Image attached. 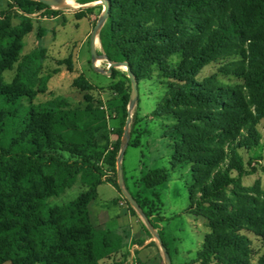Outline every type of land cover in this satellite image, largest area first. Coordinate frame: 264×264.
Wrapping results in <instances>:
<instances>
[{
    "label": "trees",
    "instance_id": "16d2710c",
    "mask_svg": "<svg viewBox=\"0 0 264 264\" xmlns=\"http://www.w3.org/2000/svg\"><path fill=\"white\" fill-rule=\"evenodd\" d=\"M89 1L93 0H81ZM108 3V16L99 31L102 53L109 60L126 61L138 83L150 77L154 68L178 82L170 86L154 113L170 114L174 120L163 133L171 139V169L185 162L191 165L184 211L203 217L209 228L195 264H251V241L242 230H252L264 240V200L243 186L242 177L254 167L245 169L235 147L242 137H253L257 117L250 104L264 115V29L256 34L250 31L253 23L264 28V0ZM36 11L58 15L66 22L61 10L38 0H14L0 12V264L8 260L12 264H103L124 247V237L96 225L90 209L101 183L109 182L121 193L117 180L105 178L89 151L98 131L107 136L105 113L87 95V104L80 108L62 95L34 102L46 92L50 78L42 74L46 47L23 52V39L33 28L27 16ZM15 16H22L19 25L12 23ZM43 32L38 27L37 36ZM237 42L248 43L239 49L248 64L236 72L245 81L246 95L212 83L214 75L196 78L204 65ZM177 52L183 60L172 66L169 57ZM60 62L72 69L71 55ZM11 70L12 80L7 81L4 73ZM126 79L130 82L127 75ZM74 82L81 90L92 87L84 73ZM118 90L126 111L129 93L122 86ZM136 117L135 113L130 135ZM169 170L150 169L142 181L146 187H156L167 181ZM76 182L84 189L75 198L49 204V198ZM148 216L164 242L159 225L164 217Z\"/></svg>",
    "mask_w": 264,
    "mask_h": 264
},
{
    "label": "rangeland",
    "instance_id": "374dc122",
    "mask_svg": "<svg viewBox=\"0 0 264 264\" xmlns=\"http://www.w3.org/2000/svg\"><path fill=\"white\" fill-rule=\"evenodd\" d=\"M67 6L60 5L52 8L59 9L67 15V26L62 35V31L49 36L44 42L49 46L47 55L43 60L42 74L49 75L48 88L46 92L40 93L35 97L34 102H40L53 98L56 95L66 97L73 107H84L87 102V96L96 103L105 113L106 133L105 137L102 131L96 133L94 144L89 151L95 157L94 159L105 174L106 179L114 178L117 180V157L124 144L123 132L128 115V105L131 96V83L126 79V68L122 65L115 67V75L105 74L92 67L90 51V35L94 25L99 19L104 5L101 0H93L88 5L83 6L81 0H66ZM87 4V2H84ZM70 5V6H68ZM59 17V21L61 22ZM86 18V19H83ZM264 29L263 26L253 23L250 31L253 34L258 30ZM57 35V37H56ZM64 36V38H61ZM61 38V39H58ZM57 39V40H56ZM33 35L23 52L31 50L36 45ZM68 41H70L68 43ZM83 41V42H82ZM248 42V41H247ZM237 42L229 51H223L216 59L209 61L197 73L196 78L203 80L208 76L214 75L212 83L221 86H230L237 92L247 94L245 81L240 78L236 72L244 65L248 64V57L239 52L240 46L247 48L248 43ZM47 46V47H48ZM245 48V49H246ZM96 49L102 53L99 33L97 35ZM71 55V67L68 64L60 62L62 59ZM248 55V52L246 53ZM183 60L181 52L172 54L169 57V64L176 66ZM100 69L106 70L108 61L105 58H99L96 61ZM84 73L86 81L91 84L87 90L79 89V82H74L75 78ZM14 71L4 73V78L11 81ZM177 81L167 78L154 68L150 77L143 78L138 83V98L131 110V123L136 113L137 124L133 126V133L129 144L125 149L122 159L123 171L131 194L137 196L143 202L148 214L155 216L158 212L164 217L160 223L163 231L165 246L170 254L172 264H195L198 258V252L201 248L204 235L209 232V228L204 223V218L194 212L184 211L188 203V193L185 186L186 180L190 179V163L178 164L172 170L170 159L172 150L170 147V137H164L163 133L166 127L174 123L172 116L158 117L154 109L161 99L167 94L170 86L176 85ZM124 89L129 93V101L123 107V94L118 88ZM87 95V96H86ZM250 108L255 113L256 121L253 124V137L242 138L236 144L235 150L242 157L245 169L252 172L242 177V184L250 193L259 200H264V115L257 114L253 104ZM140 116V117H139ZM138 142L134 144V141ZM246 143V144H245ZM100 153V154H98ZM228 153L231 154L230 150ZM66 156L68 154H65ZM226 160L222 167L226 165ZM250 163V164H249ZM166 167L170 173L166 182L156 187H146L141 177L150 169ZM236 173L234 170L231 172ZM115 187V186H114ZM111 184L104 182L98 187V196L90 204L93 221L96 225L112 230L116 235L124 237V247L113 254L111 257L103 260V264H139L137 260L129 258L125 239L128 235V227L121 224L126 222V213L128 204L126 198L116 190ZM84 188L79 182L72 187L67 188L58 196L48 199L50 205L62 204L75 198ZM139 189L140 192L137 190ZM135 194V195H134ZM116 201L121 202L122 205ZM145 211V210H144ZM131 213V212H130ZM146 213V212H145ZM132 214V213H131ZM130 214V215H131ZM148 214H146L148 216ZM142 221L138 215L132 214ZM150 217V216H148ZM144 224V222H143ZM251 241V264H259L264 261V240L254 231L249 229L242 230ZM152 237L154 235L151 233ZM155 238V237H154ZM156 240V238H155ZM148 255V254H147ZM149 260L147 264H151ZM161 262L164 263V257L161 251ZM2 264H12L10 260Z\"/></svg>",
    "mask_w": 264,
    "mask_h": 264
},
{
    "label": "crops",
    "instance_id": "0c3cea01",
    "mask_svg": "<svg viewBox=\"0 0 264 264\" xmlns=\"http://www.w3.org/2000/svg\"><path fill=\"white\" fill-rule=\"evenodd\" d=\"M13 2H14V0H0V12L6 11L9 7V3H13ZM90 2L91 1L87 2V4L83 3L80 5L90 6V5H88V3H90ZM16 11H18L17 13H19V14L21 13V11L18 9H16ZM61 14H65V12L63 11V12H61ZM65 16H66V21H67V15H65ZM27 17L31 18L33 28L28 34L25 35V37L23 39V48H25L27 46L28 40H30L31 37L34 35L35 38H37L36 45L32 46L31 49H35V48L42 46V47H46L47 51H48L49 46L47 44H45L44 42L46 41V39L49 36L53 35L55 32H56V34H58V32H60V31H62V35L65 36L64 32L66 31V26H67L68 22H64V23L60 22L58 15L57 16H46L44 14H41V11H36V12L32 13L31 15H28ZM83 19H86V18H83ZM21 20H22V16H15L12 18V23L19 25L21 23ZM38 27H41L44 29V32L40 37L37 36ZM64 36H62L61 38H64ZM56 37H57V35H56ZM61 38H58V39H61ZM69 42L70 41H68V43ZM69 55H70V52H69ZM72 68L74 69V67H72ZM169 173H170V171H169ZM142 177L140 180H142ZM107 183H109V182H107ZM185 186H186V182H185ZM186 188H187V186H186ZM137 190L140 192L139 189H137ZM187 193H188V189H187ZM116 199H118V198H114V202H118V201H116ZM118 203H120L122 205L121 202H118ZM188 203H189V197H188ZM188 203H187V205H188ZM187 205H186V207H187ZM156 208H157L156 212L159 214V212H158L159 207L156 206ZM130 214H131L130 211L127 210L126 222L124 224H121V226L128 227V230H129L128 235L125 239V243L128 244L127 245V249H128L127 252L129 254V258H130L131 262H132V258H134L135 260H137L139 262V264H147V262L149 260H153L151 264H159L161 262V249H160L157 241L155 240L154 237H152L151 235H149L145 231L144 226H143V220L141 221L140 219H138L136 217L134 218V217H132V214L131 215ZM91 215H92V213H91ZM161 222L162 221L159 222V225ZM154 242H156V244H154Z\"/></svg>",
    "mask_w": 264,
    "mask_h": 264
},
{
    "label": "water",
    "instance_id": "95a60500",
    "mask_svg": "<svg viewBox=\"0 0 264 264\" xmlns=\"http://www.w3.org/2000/svg\"><path fill=\"white\" fill-rule=\"evenodd\" d=\"M38 1H41V2L47 4L48 6H51V7L60 6L63 4V0H38ZM101 1L104 5V9H103L99 19L97 20L96 24L94 25L92 32H91V35H90V51H91L92 67L94 69H97V70L105 73V74H109L112 71V69L115 68L116 66H119V65L124 66L126 68L127 76L130 79L131 90H132L129 105H128V115H127V119H126L125 127H124V132H123L124 144H123V146H122V148L118 154V157H117V182H118V185L120 187L122 194L124 195V197L126 198L128 203L135 209V211L138 213V215L142 218L144 224L147 226V228L150 230V232L156 238V241H157V243H158V245L162 251L163 257H164V264H172L170 254H169L167 247L165 246L161 236L159 235L157 229L154 228L149 217L146 215L144 209L142 208L140 203L136 200V198L131 194V192L129 191V189L126 186V181H125V176H124V171H123V165H122V159H123V155L125 153V149L128 146L129 140L131 137V135H130V123H131V119H132L131 110L134 107L136 100L138 98V94H139L138 80L135 77L134 73L132 72V70L130 69V67L126 61L119 62V61L109 60L104 53H99L96 49L97 35H98L102 25L104 24V22L108 16V10H109L108 0H101ZM99 58H105L108 61V67L106 70L100 69L97 66L96 61Z\"/></svg>",
    "mask_w": 264,
    "mask_h": 264
},
{
    "label": "bare ground",
    "instance_id": "6f19581e",
    "mask_svg": "<svg viewBox=\"0 0 264 264\" xmlns=\"http://www.w3.org/2000/svg\"><path fill=\"white\" fill-rule=\"evenodd\" d=\"M67 2H66V0H63V5H65V6H67ZM69 6V5H68Z\"/></svg>",
    "mask_w": 264,
    "mask_h": 264
},
{
    "label": "built area",
    "instance_id": "2783aa9c",
    "mask_svg": "<svg viewBox=\"0 0 264 264\" xmlns=\"http://www.w3.org/2000/svg\"><path fill=\"white\" fill-rule=\"evenodd\" d=\"M138 264V263H137Z\"/></svg>",
    "mask_w": 264,
    "mask_h": 264
}]
</instances>
